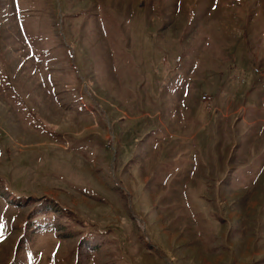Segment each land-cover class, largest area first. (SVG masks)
I'll use <instances>...</instances> for the list:
<instances>
[{
	"label": "rangeland",
	"instance_id": "obj_1",
	"mask_svg": "<svg viewBox=\"0 0 264 264\" xmlns=\"http://www.w3.org/2000/svg\"><path fill=\"white\" fill-rule=\"evenodd\" d=\"M0 264H264V0H0Z\"/></svg>",
	"mask_w": 264,
	"mask_h": 264
},
{
	"label": "built area",
	"instance_id": "obj_2",
	"mask_svg": "<svg viewBox=\"0 0 264 264\" xmlns=\"http://www.w3.org/2000/svg\"><path fill=\"white\" fill-rule=\"evenodd\" d=\"M204 99H206V97H204Z\"/></svg>",
	"mask_w": 264,
	"mask_h": 264
}]
</instances>
